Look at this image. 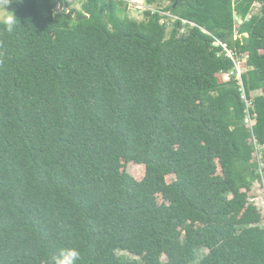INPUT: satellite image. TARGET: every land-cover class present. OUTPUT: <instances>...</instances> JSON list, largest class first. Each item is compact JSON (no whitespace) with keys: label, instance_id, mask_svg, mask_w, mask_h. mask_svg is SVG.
Masks as SVG:
<instances>
[{"label":"trees","instance_id":"trees-1","mask_svg":"<svg viewBox=\"0 0 264 264\" xmlns=\"http://www.w3.org/2000/svg\"><path fill=\"white\" fill-rule=\"evenodd\" d=\"M132 1L0 21V264H264V0Z\"/></svg>","mask_w":264,"mask_h":264},{"label":"rangeland","instance_id":"rangeland-1","mask_svg":"<svg viewBox=\"0 0 264 264\" xmlns=\"http://www.w3.org/2000/svg\"><path fill=\"white\" fill-rule=\"evenodd\" d=\"M23 0H0V21L8 23V16L13 13L15 15L16 11L18 10L19 5L22 3ZM85 0H69L70 6L67 8V14L71 13L72 10L81 11L82 4ZM168 3H164L161 5V8H165L168 6ZM5 9L9 12H6ZM59 10L63 11L64 7L60 6L58 8ZM152 9L156 10V6L149 7L146 4L145 0H134L128 4V7L126 9V16L130 20L142 22L145 20L144 12ZM261 7L260 5H256L253 9L252 14H260ZM246 60H243L240 62L239 65V72L237 73L238 78H240L241 74L245 73L248 69L245 67ZM230 76L227 75H219L217 77V80L219 83H224L230 80ZM241 79V78H240ZM246 123H250L249 117H247ZM262 155V154H261ZM261 155L254 154L255 157H260ZM263 161V160H262ZM264 163V161H263ZM124 171L128 172L132 177H134L136 180H142L145 177L146 174V167L142 165L137 164H129L126 167H124ZM220 176V175H219ZM175 180L174 176H170L167 178V181L169 183L173 182ZM249 196L251 198L250 203L257 205L258 209L260 210V213L263 215L264 218V208H263V199H264V182H256L253 185L252 191L249 193ZM162 198L159 197V202H162ZM263 227H264V221H263ZM209 251L203 250L200 253V257L207 255ZM119 256L125 257L130 260H138L137 257L127 253V252H119ZM166 257H163V261H166Z\"/></svg>","mask_w":264,"mask_h":264},{"label":"clouds","instance_id":"clouds-1","mask_svg":"<svg viewBox=\"0 0 264 264\" xmlns=\"http://www.w3.org/2000/svg\"><path fill=\"white\" fill-rule=\"evenodd\" d=\"M6 12H9L5 9ZM15 20V16L11 13L8 16V23L11 25ZM79 252L74 248H67L61 250L59 255L54 256L52 258L51 264H76L77 260L79 259Z\"/></svg>","mask_w":264,"mask_h":264},{"label":"built area","instance_id":"built-area-1","mask_svg":"<svg viewBox=\"0 0 264 264\" xmlns=\"http://www.w3.org/2000/svg\"><path fill=\"white\" fill-rule=\"evenodd\" d=\"M249 125L251 126V123H249ZM254 141V144H255V154H257V155H261L260 157H255L254 156V158L256 159V161H257V163H258V165H259V167H260V172L262 173V169H263V167H264V163H263V161H264V153L263 152H261V149H262V147H260L259 146V144L257 143V141L254 139L253 140ZM263 160V161H262ZM262 181L264 182V177H262ZM264 200V199H263ZM256 207H257V205H256ZM258 208V207H257ZM263 208H264V201H263ZM259 210V209H258ZM260 211V210H259Z\"/></svg>","mask_w":264,"mask_h":264},{"label":"water","instance_id":"water-1","mask_svg":"<svg viewBox=\"0 0 264 264\" xmlns=\"http://www.w3.org/2000/svg\"><path fill=\"white\" fill-rule=\"evenodd\" d=\"M63 12H64V13H67V9H66V8H64Z\"/></svg>","mask_w":264,"mask_h":264}]
</instances>
